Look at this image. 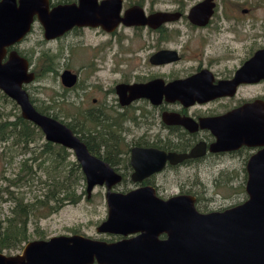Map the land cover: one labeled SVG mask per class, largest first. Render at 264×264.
<instances>
[{"label": "flooded vegetation", "instance_id": "1", "mask_svg": "<svg viewBox=\"0 0 264 264\" xmlns=\"http://www.w3.org/2000/svg\"><path fill=\"white\" fill-rule=\"evenodd\" d=\"M99 1L101 0H97ZM161 1H173L176 5L171 10L158 8L146 12L143 10L145 17L152 14L159 15V12L170 16L154 21L153 27L126 24L119 20L110 30L100 26L72 25L51 39H44L42 36L45 42L62 40L60 45H64L72 43L71 39H65L72 32L74 36H78V32L83 33L84 30L90 29L102 32L110 39L102 46L96 44L91 46L89 74L100 78L96 72L104 70L117 76L103 90L96 85L95 87L102 92V97H91L89 107L82 110V113L89 114V141H87L89 153L107 163L115 173L120 175L118 181L108 186L102 183L94 184L89 188V196L95 186L104 188L103 200L106 213L94 230L96 233L107 234L110 238L103 240L82 234L62 236L79 235L94 240L114 242L139 234L140 231L120 234L96 230L108 214L107 192L126 194L147 187L148 192L162 201L176 195H186L191 198L192 206L197 212L207 213L222 211L242 203L247 199L245 193L247 174H264V75L250 82L239 81L237 83L234 81L237 70L244 62L256 51L264 49V18L259 21L254 20L253 12L246 7L239 11H219L217 0H195L191 6H187L191 0ZM205 1L208 2L207 7L198 6ZM242 1L246 2V0ZM47 3V8L50 10L55 6L77 5L78 0H47ZM120 3L118 14L122 19L127 9L133 6L143 8L137 0H129L127 4H123L121 0ZM110 4L112 6V3ZM137 17L133 14L128 20L134 22ZM35 22L39 24L42 34V27L34 17L27 34ZM26 35L10 48L24 41ZM82 40L83 37H80V40L74 41L80 43L76 48L82 46L85 49L86 44L82 43ZM14 49L27 60L29 71L33 72L30 58L25 57L21 50ZM75 50V56H78L81 50ZM161 50H166L167 53L159 58L157 52ZM43 52L47 54L44 59L50 60L52 65L53 56L47 51ZM242 52H246L245 55L238 58V54ZM250 70L255 73L262 69L251 67ZM74 74L76 81L73 87L78 79V75ZM192 76H195V81L182 88V92L186 94L183 102L173 98L165 99L163 93L160 94L158 101H150L142 96L129 100L131 94L126 88L116 90L117 85L126 87L133 84H147L155 80L167 84ZM58 78L60 82L59 75ZM209 83L218 85V91L214 95H208L205 100L190 101L189 92L191 90L198 88L205 90ZM61 86L64 87L62 84ZM150 93L156 96L154 84H152ZM74 112L76 113V110ZM63 123L69 128L71 126V131L81 140L82 126L79 120L73 124H66L64 121ZM212 130H215L216 134ZM217 137L223 144L234 147L211 149L210 146L217 141ZM140 148L153 149V151L147 152L145 157L138 151H134ZM193 149L199 155L176 163H170L168 159H165L158 170L148 173L149 175L140 180L133 181L132 174H135V167L131 163L132 154L141 161L142 169L146 170L150 168L149 163L152 164V160H158L161 152L164 154L189 153ZM225 162L229 165L235 164V166L224 170L221 165ZM135 165L138 167L139 163L135 161ZM181 170H184L185 174H198L203 170L219 174V176H223L224 173L244 174L245 197L239 203L219 210L200 211L196 207V195L203 192V185L192 189L191 194L168 195L160 191L162 184L157 181V176L178 174ZM219 176L215 179L216 185L225 181L222 177L220 180ZM77 202H65L58 208L64 204H76ZM144 203L147 202L144 201ZM30 222L29 219L25 226L26 234ZM157 238H165L164 232H158ZM29 241L32 240H25L15 253L0 252L5 255L21 254L24 245Z\"/></svg>", "mask_w": 264, "mask_h": 264}, {"label": "water", "instance_id": "2", "mask_svg": "<svg viewBox=\"0 0 264 264\" xmlns=\"http://www.w3.org/2000/svg\"><path fill=\"white\" fill-rule=\"evenodd\" d=\"M120 2L78 0L77 5L55 6L49 10L47 0H0V91L14 102L23 119L41 131L45 141L72 152L84 177L86 198L92 185L105 183L108 186L118 181L120 175L107 163L91 155L85 143L61 120L34 107L25 88L33 81L34 73L29 71L27 60L10 47L27 34L33 17L40 23L44 39L61 34L72 25L100 26L110 30L121 20L126 24L153 27L154 21L170 17L164 12L145 17L143 8L133 6L124 12L122 19L118 14ZM202 5L207 7L208 2L198 6ZM133 14L138 16L137 19L129 22L128 18ZM166 53V50H161L157 56L164 57ZM251 67L262 70L253 73ZM263 75L264 49H261L237 70L234 81L250 82ZM59 77L64 87H71L76 81V75L66 69L60 72ZM192 81H195V76L167 84L155 80L126 87L117 85L116 90L126 88L131 94L129 100L142 96L158 101L163 93L165 99L183 102L186 94L182 88ZM152 84L155 85L156 96L150 93ZM217 91L218 85L209 83L205 90H191L189 99L205 100ZM212 132L216 134L215 130ZM216 139L211 149L234 147L223 144L218 137ZM134 151L146 157L147 152L153 149ZM196 155L199 153L194 149L189 153L161 152L158 160H152L150 168L143 170L141 161L132 154L131 163L135 167L132 179L140 180L158 170L165 159L176 163ZM135 161L139 163L138 167ZM245 193L247 199L236 206L199 213L186 195L162 201L148 192L147 187L126 194L107 192L108 214L96 230L120 234L140 231L139 234L114 242L79 235L32 240L24 245L21 254L5 255L0 252V264H264V174H247ZM158 232H164L165 238L158 239Z\"/></svg>", "mask_w": 264, "mask_h": 264}, {"label": "rangeland", "instance_id": "3", "mask_svg": "<svg viewBox=\"0 0 264 264\" xmlns=\"http://www.w3.org/2000/svg\"><path fill=\"white\" fill-rule=\"evenodd\" d=\"M129 0H123V4H127ZM142 6L143 10L150 11L152 9H174L176 2H162L161 0H137ZM195 0H191L187 3L192 5ZM218 10H236L246 7L253 12L254 20L259 21L264 18V0H233L226 2L225 0H217ZM256 25V24H255ZM96 31V30H95ZM94 29L84 30L78 32V36H74V32L69 34L65 39L72 41V43H65L60 45V41L45 42L42 39L41 28L37 22L32 25L31 31L26 35V38L21 43L14 46V48L22 51L25 57H29L32 65L31 70L39 72L40 76L34 79L32 82L25 85V88L29 94V97L37 109L46 113L54 112L64 122L74 123L76 120L82 117V110L89 107L91 97H102V92L95 86H100L101 90L107 88L110 81L117 77L113 74L105 72L104 70L96 72V75L100 78L94 77L93 74H89V56L92 54L91 46H102L109 41V36L102 32H95ZM83 37V42L86 44L83 49L82 46L76 48L80 43H75ZM77 39V41H75ZM75 41V42H74ZM73 43H75L73 45ZM90 44V45H89ZM90 46V47H89ZM90 48V49H89ZM75 49H80V54L75 56ZM43 51H47L51 54L52 65L50 70H45L43 63L38 62V59L43 60L45 54ZM240 51V49H239ZM246 52L238 54V58L245 55ZM43 62V61H42ZM87 64V65H86ZM85 65V66H83ZM83 66V67H82ZM63 69H69L78 75L75 86L71 88H64L59 82L58 75ZM99 80V81H98ZM248 96V95H246ZM50 99H53L51 101ZM12 101V100H11ZM76 110V113L74 112ZM0 111L5 114L9 119L13 118V114L18 113L17 106H14V102H10L7 99L0 98ZM141 131V130H139ZM37 136V135H36ZM35 136V138H36ZM45 143V140L41 134V137L37 138L30 144L32 151L37 153L41 146ZM5 145L9 146V149L5 151L6 156L10 160L6 163L0 161V175L4 174L6 177H13L14 174H25L22 171L21 165L22 159L28 158L31 155V151L22 152L18 147L11 146L7 142ZM2 144H0V152L3 151ZM44 150L49 148L50 152L44 154L42 167L40 170H36L31 167L32 173L38 174L41 179L48 177V174H65L70 162L74 161V157L71 151L67 150V158L64 162H59L54 171L52 168L57 161L53 151H57L53 145L43 146ZM60 155L57 154V158L60 160ZM29 164V163H27ZM224 170H228L231 166L228 163L221 165ZM220 167V168H222ZM215 172V171H214ZM219 174L210 173L209 171H200L198 174H185L184 170H181L178 174H159L157 181L162 184L160 191L165 194H191V190L198 188L199 185H203V192L197 196L196 207L200 211L219 210L224 207L234 205L242 201L245 197L243 191V183L245 180L244 174ZM219 176L225 180L222 184L216 185L215 179ZM228 178L226 179V177ZM229 179V180H228ZM0 180V218L9 216V201L5 195V189L7 188ZM44 186L38 185L35 181L31 186L28 184H22L19 186H13L7 188L15 193H19L24 201L33 200L34 197H40L43 193ZM85 182L81 181L76 186L77 193H80L81 198L76 204H64L58 208L55 212H52L42 218H30V224L27 227L26 240L33 239H45L55 235H70V234H82L88 235L96 239L107 240L110 238L107 234L96 233L95 226L105 217L106 208L103 200L104 188L103 186H95L88 198L84 192ZM25 241L21 242V245ZM19 247V248H20ZM18 249L10 251L15 253ZM5 252V251H4Z\"/></svg>", "mask_w": 264, "mask_h": 264}, {"label": "trees", "instance_id": "4", "mask_svg": "<svg viewBox=\"0 0 264 264\" xmlns=\"http://www.w3.org/2000/svg\"><path fill=\"white\" fill-rule=\"evenodd\" d=\"M38 62L39 64L43 63L45 70H50V60L43 59L40 61V59H38ZM40 75L42 74L36 72L34 79ZM0 98L7 99L1 91ZM50 100L53 101V99ZM10 102L12 101L10 100ZM14 106L16 105L14 104ZM37 110L41 113L51 115L54 118L58 116L54 112L46 113L39 109ZM78 120L79 124L82 126L80 138L84 141L89 150V143L87 142L89 141V114L82 115ZM66 124H70V122H66ZM41 134V131L34 124L23 119L18 113L13 114V118L9 119L0 111V144L3 145V151L0 152V161L6 163L10 160L5 154V151L9 149V146L5 145L7 142L10 143V147H18L22 152L31 151L30 157L22 159L23 164L21 165V169L25 171V174H14L13 177H6L4 174H1L0 180H3V182L7 184V188H11L12 186L14 188L22 184L31 186L34 181L38 185L44 186L43 193H41L40 197L36 196L31 201H24V197L19 195L18 192L15 193L10 189H5V195L10 203V215L0 218V251H5L6 253L19 248L21 242L27 239L25 226L30 218H42L55 212L62 203H74L80 198V193H77L76 186H78L81 181H84V177L75 160L69 163L65 174H48V177L44 179H41L38 174H27V172L32 173L31 167H34L35 171L40 170L42 167L44 154L50 152L49 148L44 150L42 148L43 146L53 145L56 147L57 151H53L57 159L52 168L54 171L56 170L57 164L60 161L64 162L67 158L68 153L65 147L48 141H45L41 149L37 153H34L30 144L41 137ZM57 154L60 155V160L57 158Z\"/></svg>", "mask_w": 264, "mask_h": 264}]
</instances>
